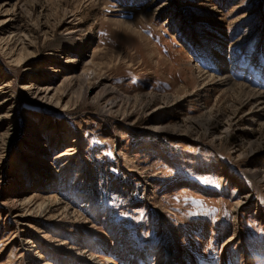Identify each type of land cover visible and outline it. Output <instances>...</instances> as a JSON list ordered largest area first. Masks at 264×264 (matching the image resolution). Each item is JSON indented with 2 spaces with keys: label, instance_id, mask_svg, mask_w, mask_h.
Listing matches in <instances>:
<instances>
[{
  "label": "rangeland",
  "instance_id": "1",
  "mask_svg": "<svg viewBox=\"0 0 264 264\" xmlns=\"http://www.w3.org/2000/svg\"><path fill=\"white\" fill-rule=\"evenodd\" d=\"M5 9L42 70L0 53V264H264V112L217 84L264 91V0Z\"/></svg>",
  "mask_w": 264,
  "mask_h": 264
},
{
  "label": "bare ground",
  "instance_id": "2",
  "mask_svg": "<svg viewBox=\"0 0 264 264\" xmlns=\"http://www.w3.org/2000/svg\"><path fill=\"white\" fill-rule=\"evenodd\" d=\"M8 11H10V10H7V9L0 10V15H7ZM12 12L13 11H11L12 15H11L10 19H7V17L0 19V53H2L5 56V58L7 59V61L12 65H15V66L25 65L24 70L41 72L42 69L38 68L37 66H30V65L25 64L35 56L34 52L29 49V47L32 46V44H31L32 42L29 41V39H28L29 36L27 34L30 32V31L28 32V29H30V28H28L29 26H27V27L20 26L17 23L18 21L14 18V16H16L18 13L16 12L17 14L14 15V13H12ZM22 25H24V24H22ZM84 47L85 46L81 47L80 49H83ZM32 48H34V47L32 46ZM61 67H62L61 65L60 66L57 65L55 68H52L50 71L57 74L58 72L62 71ZM64 68H67V67H63V69ZM82 68L84 69V67H82ZM0 71H2V68L0 69ZM45 75L46 74H44V75L40 74L39 77H45ZM29 76L34 78V76H31V75H29ZM2 77H4V76H2ZM215 81H217V80H215ZM9 82H10V80H8V81L4 80L2 83H0V120H2L4 117H8L10 115L11 110L13 108V104L15 102L12 95L8 93L9 92V90H8ZM217 84L220 86H224L225 88L227 87L226 89H231V88H233V86L237 85L238 87H240L242 89L241 90L242 93L244 92L248 95V97L253 98L256 101L257 106L259 105L260 110H262V112H264V91L252 89V88H250L249 85H247L243 82H234V80H232L230 77L226 76L225 74L219 75ZM32 85L33 84L31 82L23 83L21 86V89L26 91V92H29L30 94H33L32 97L37 96V94L42 92L44 89V88L33 87ZM51 89L54 90L53 94H55V95L58 94L59 89H56V88H47L46 87L44 90L50 91ZM46 93H48V92H46ZM43 97H44V95H43ZM49 99H50V97H49ZM9 130H11V129H9ZM72 150H73V152L69 153L70 156L72 154H75L76 150L72 146L68 147V149H67L68 152L72 151ZM64 154H67V152ZM61 155H63V154H61ZM249 175L253 179H256L257 182H261L262 177L264 175V170H258V172L257 171H252V172L250 171ZM36 197L30 195V196L26 197L23 202H27V203L33 202L31 205L36 203L35 208L38 207L39 209L44 210L45 207H47L46 206L47 203L45 202L44 199H41L40 201L36 202V200H38V199H36ZM244 197L246 200H248L250 198V195H246ZM242 203H243L242 201L235 203V207H237L238 205L240 206Z\"/></svg>",
  "mask_w": 264,
  "mask_h": 264
}]
</instances>
